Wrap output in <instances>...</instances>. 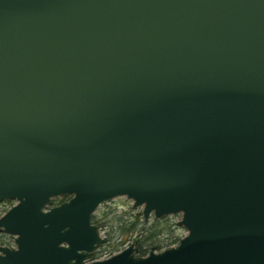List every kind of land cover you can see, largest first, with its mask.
<instances>
[{
	"label": "water",
	"instance_id": "95a60500",
	"mask_svg": "<svg viewBox=\"0 0 264 264\" xmlns=\"http://www.w3.org/2000/svg\"><path fill=\"white\" fill-rule=\"evenodd\" d=\"M121 196L187 233L88 261ZM6 200L0 264H264V0H0Z\"/></svg>",
	"mask_w": 264,
	"mask_h": 264
},
{
	"label": "rangeland",
	"instance_id": "374dc122",
	"mask_svg": "<svg viewBox=\"0 0 264 264\" xmlns=\"http://www.w3.org/2000/svg\"><path fill=\"white\" fill-rule=\"evenodd\" d=\"M61 201L53 199L51 205H56ZM14 204L10 201L0 202V216ZM142 206L132 207V200L124 196L116 197L110 201L102 203L92 214V223L99 227L104 242L91 253L88 261L108 258L130 244H134V255L144 256L150 250L162 251L177 243H173L178 238L183 237L187 231L178 225L181 213L164 216L160 223L155 222V217L150 215L148 219H143ZM0 241L3 246L14 247L13 237L7 233L0 232ZM160 244V250L153 249ZM146 251L143 255L141 252ZM96 254L95 258L92 255Z\"/></svg>",
	"mask_w": 264,
	"mask_h": 264
},
{
	"label": "trees",
	"instance_id": "16d2710c",
	"mask_svg": "<svg viewBox=\"0 0 264 264\" xmlns=\"http://www.w3.org/2000/svg\"><path fill=\"white\" fill-rule=\"evenodd\" d=\"M64 199V197L62 198V199H60L59 201H61V200H63ZM55 200H57V199H55ZM93 218V217H92ZM162 221V219H155V222L156 223H160ZM180 238H178V239H176L175 241H173V243H178V240H179ZM0 244H4L2 241H0ZM160 248H161V246H160V244H157V245H155L154 246V248L153 249H156V250H160ZM146 251H144V252H141L140 254H144ZM97 255L96 254H93L92 255V258H95Z\"/></svg>",
	"mask_w": 264,
	"mask_h": 264
},
{
	"label": "flooded vegetation",
	"instance_id": "af4514ba",
	"mask_svg": "<svg viewBox=\"0 0 264 264\" xmlns=\"http://www.w3.org/2000/svg\"><path fill=\"white\" fill-rule=\"evenodd\" d=\"M64 197V199L63 200H65L66 199V196H62V197H58V198H56L57 200H60V199H62ZM63 200H61V201H63ZM6 201H10V200H6ZM10 202H12L13 203V201H10Z\"/></svg>",
	"mask_w": 264,
	"mask_h": 264
}]
</instances>
